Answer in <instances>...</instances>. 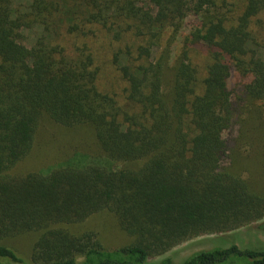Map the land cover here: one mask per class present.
Wrapping results in <instances>:
<instances>
[{
	"label": "trees",
	"instance_id": "16d2710c",
	"mask_svg": "<svg viewBox=\"0 0 264 264\" xmlns=\"http://www.w3.org/2000/svg\"><path fill=\"white\" fill-rule=\"evenodd\" d=\"M190 16L199 23L181 55L157 57ZM34 25L44 32L30 48L22 32ZM103 37L120 99L99 87L104 56L92 42ZM192 50L206 52L203 68ZM254 109L264 110V0H32L19 14L0 0V264H264L263 247L236 245L154 261L264 219L252 185L222 170L226 134ZM46 119L90 129L99 153L13 174ZM102 213L128 245L104 246L88 224ZM27 235L29 258L7 244Z\"/></svg>",
	"mask_w": 264,
	"mask_h": 264
},
{
	"label": "rangeland",
	"instance_id": "374dc122",
	"mask_svg": "<svg viewBox=\"0 0 264 264\" xmlns=\"http://www.w3.org/2000/svg\"><path fill=\"white\" fill-rule=\"evenodd\" d=\"M10 2L14 13L19 14L28 11L32 0H10ZM198 23V18L190 16L183 23L179 36L175 41L172 40L171 47L168 46V43H170L172 32L167 30L161 41L156 44V56L160 58L164 50H169L170 61L173 64L185 47L186 38L198 27ZM43 32L44 27L39 25L24 30L22 38L25 45L33 47ZM106 40L108 39L103 37L101 40L92 42L97 55L104 56L103 63L99 62L101 68L99 87L103 92L120 99L124 95V85L110 57L115 46L110 40L109 42ZM191 57L194 63L203 68V64L206 62V52L192 50ZM232 75L230 91L233 92L238 83L235 84L236 75L234 72ZM165 90H167L166 87ZM240 121L226 134L232 151L230 156L228 152L224 159L222 170L230 169L243 180L248 181L255 193L264 201V110L260 114L256 113V110L245 113ZM76 153H88L89 155L99 153L94 132L87 128L67 129L46 119L39 128L31 154L13 174L26 175L30 172L44 171L68 160ZM263 223L264 219L227 235H207L196 238L176 247L164 257L154 259V261L171 257L176 262H183L196 253L211 251L215 248H229L233 245L242 250H261L264 248ZM88 224L98 233L104 246L108 249H118L131 242L130 238L120 231L114 218L107 213L94 215ZM34 241V235H27L8 241L7 244L21 256L29 258Z\"/></svg>",
	"mask_w": 264,
	"mask_h": 264
}]
</instances>
